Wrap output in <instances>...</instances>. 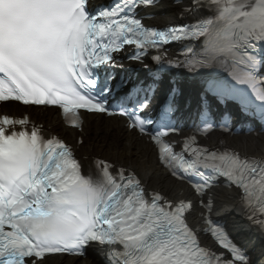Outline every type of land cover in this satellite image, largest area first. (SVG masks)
Wrapping results in <instances>:
<instances>
[{"label": "snow or ice", "instance_id": "6c2138e0", "mask_svg": "<svg viewBox=\"0 0 264 264\" xmlns=\"http://www.w3.org/2000/svg\"><path fill=\"white\" fill-rule=\"evenodd\" d=\"M157 3L113 0L92 8L90 0H0V104L59 108L81 132L86 114L126 117L130 130L156 146L168 175L198 199L151 189L135 170L105 158L85 166L87 157L58 136L45 138L27 115L4 114L0 264H48L52 256H85L92 245L107 250L105 264H256L212 219L209 193L221 181L238 189L245 219L264 233V154L210 148L198 135L215 129L210 99L237 104L264 123V0H185L180 19L194 22L164 28L140 16ZM176 43L184 47L171 58L166 49ZM125 60L149 80L118 76ZM166 69L202 76L200 123L179 145L166 139L177 131V88L159 100L156 120L147 116ZM197 206L202 225L190 219Z\"/></svg>", "mask_w": 264, "mask_h": 264}, {"label": "bare ground", "instance_id": "6f19581e", "mask_svg": "<svg viewBox=\"0 0 264 264\" xmlns=\"http://www.w3.org/2000/svg\"><path fill=\"white\" fill-rule=\"evenodd\" d=\"M176 13L174 8L170 9L165 19H170ZM33 113L35 116L47 121L53 128L62 126L54 110H33ZM65 130H67L68 135L72 138L78 135L86 136L84 140L85 144L80 149L82 154L90 155L93 153H101L110 155L118 161L129 163L142 173L143 179L148 181L149 185L160 187L171 197L180 198L190 193V190L185 185L175 181L167 174L166 169L159 165L155 149L142 139H138L134 132H128L124 128L121 120L115 118L105 119L103 117L89 115L86 116L82 133H78L76 130ZM234 141L244 152L258 155L264 154V134L258 137H243L235 139ZM89 161L87 160V162ZM215 197L219 215L232 216L234 220L239 219V221L234 222L235 224L243 223L238 216L240 210L238 207L239 195L234 192L223 191L216 193ZM201 211L203 210L196 211V219H199ZM48 264H96V261L88 259L80 261L68 259L65 261L57 257L49 258Z\"/></svg>", "mask_w": 264, "mask_h": 264}]
</instances>
